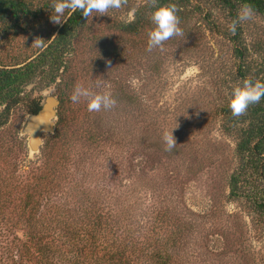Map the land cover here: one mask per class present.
<instances>
[{
  "label": "rangeland",
  "instance_id": "1",
  "mask_svg": "<svg viewBox=\"0 0 264 264\" xmlns=\"http://www.w3.org/2000/svg\"><path fill=\"white\" fill-rule=\"evenodd\" d=\"M133 11L125 4L89 17L74 41L73 89L83 84L109 92L116 105L89 112L87 101L71 102L74 131L96 128L102 141L89 147L76 138L57 186L44 192L38 182L56 154V148L44 151L52 131L42 130L35 144L22 107L0 129V264H43L25 243L26 232L41 228L52 236L54 264H264V215L229 194L238 159L228 107L232 87L244 79L240 63L246 78L264 81V17L254 13L241 25L239 43L193 15L187 36L149 52L154 26L134 35L106 26L107 19H132ZM214 13L228 31L227 12ZM51 14L12 29L0 24V63L32 57L58 26ZM241 46L243 59L234 53ZM56 90V83L27 88L46 106ZM51 113L52 106L43 113L45 125L55 123ZM171 130L177 145L169 152L162 137ZM87 215L100 217L109 231L91 246L86 238L87 250L79 252V239L64 234L84 232Z\"/></svg>",
  "mask_w": 264,
  "mask_h": 264
},
{
  "label": "trees",
  "instance_id": "2",
  "mask_svg": "<svg viewBox=\"0 0 264 264\" xmlns=\"http://www.w3.org/2000/svg\"><path fill=\"white\" fill-rule=\"evenodd\" d=\"M143 1L138 7L133 2ZM54 0H0V24L9 29L22 26L26 20L36 19L40 14L53 13ZM173 3L177 8L179 26L184 36L189 34L188 24L193 15L199 16L207 29L212 33H221L230 40L238 39L240 43L242 24H238L235 33L220 30L221 25L217 21L214 9L218 8L223 13L227 12L230 23L237 18L238 11L245 5L252 6L254 13L264 17V0H126L129 10L133 11L130 20L121 21L115 18L107 19L106 26L112 31L122 35H134L140 31L153 27L150 17L154 7L162 4ZM124 4V5H125ZM65 22L58 25L40 49L30 58L6 65L0 63V129L9 121L12 112L22 107L29 115H35L41 109L39 97H30L27 88L32 84H40L47 87L56 83L55 123L52 133L49 134L44 144L45 154L56 148L42 178L38 179L44 192H48L60 182V176L73 148V142L80 138L89 147H96L102 141L96 128L85 126L74 131V117H70V95L73 91L72 62L74 60V41L80 32L88 28L89 17L85 18L78 10L66 12ZM107 28V29H108ZM224 33V34H223ZM115 56L117 50L107 48ZM245 47H235L234 53L239 59H243ZM244 64L238 66L239 75L245 77ZM88 71V70H86ZM59 79L58 82L56 80ZM234 131L237 133L235 154L238 159V168L233 171L229 180V194L234 199L245 198L250 206L264 215V98L259 103L250 105L247 112L241 117L233 119ZM26 204L30 202L27 195ZM100 217L87 215V226L80 231L65 230L67 239H79V252L86 251L84 240L89 239L90 246L97 241V235L101 237L107 234L106 226H100ZM28 222L35 225L28 219ZM29 225V229H32ZM90 236V237H89ZM52 236L48 230L41 228L29 230L25 233V243L36 247L39 262L54 264L55 252L51 247ZM89 252V250H88ZM78 254L77 256H79ZM14 261V260H13Z\"/></svg>",
  "mask_w": 264,
  "mask_h": 264
},
{
  "label": "clouds",
  "instance_id": "3",
  "mask_svg": "<svg viewBox=\"0 0 264 264\" xmlns=\"http://www.w3.org/2000/svg\"><path fill=\"white\" fill-rule=\"evenodd\" d=\"M155 2V0H154ZM126 0H54L52 5L53 14L50 20L53 24L60 25L65 22L66 12H76L77 10L85 17H93L95 14L109 13V10L120 9ZM254 10L251 5L245 4L237 13V18L228 25V30L235 33L238 24L251 21ZM151 28L147 33V51L162 49L165 42L173 37L184 36L183 30L179 26L177 8L173 3L162 4L154 7L151 17ZM95 87L99 88L97 84ZM264 98V81L253 80L251 77L243 79L232 87L228 107L234 117L243 116L250 105L259 103ZM70 100L72 103H79L81 100L87 101L89 112H99L101 109L109 110L116 105V99L109 92L94 91L92 87L83 84L75 85ZM166 147L165 151H172L176 144L172 130L165 131L162 137Z\"/></svg>",
  "mask_w": 264,
  "mask_h": 264
},
{
  "label": "water",
  "instance_id": "4",
  "mask_svg": "<svg viewBox=\"0 0 264 264\" xmlns=\"http://www.w3.org/2000/svg\"><path fill=\"white\" fill-rule=\"evenodd\" d=\"M55 104L53 102V105H52V113L50 115V116H53V117L55 116V113H54L55 112L54 111ZM44 105H45V103L43 102L41 104V109L39 110V112L37 114H35V115H28L26 117V120H25V123H24V125H26L27 121H29V120L32 122L33 127H28L29 129H27V130H28V132L31 133V137H33L32 139H34L33 142L35 144H39L40 143L39 136H40L42 130L45 131V132L46 131H52L53 130V125H54L53 122L50 119H48L49 124L48 125H45V120L46 119H42V117L44 118L43 113L46 111L45 110L46 108L44 109V107L46 105L45 106ZM41 119L43 120L42 121L43 123L41 122Z\"/></svg>",
  "mask_w": 264,
  "mask_h": 264
},
{
  "label": "flooded vegetation",
  "instance_id": "5",
  "mask_svg": "<svg viewBox=\"0 0 264 264\" xmlns=\"http://www.w3.org/2000/svg\"><path fill=\"white\" fill-rule=\"evenodd\" d=\"M46 100H48V103H50V104L52 103V102H51V100H52V101L54 102V104H55V100H54L53 98L48 97ZM41 104H42V102H41ZM52 105H53V104H52Z\"/></svg>",
  "mask_w": 264,
  "mask_h": 264
},
{
  "label": "bare ground",
  "instance_id": "6",
  "mask_svg": "<svg viewBox=\"0 0 264 264\" xmlns=\"http://www.w3.org/2000/svg\"><path fill=\"white\" fill-rule=\"evenodd\" d=\"M55 103H56V102H55ZM50 106H52V105H50ZM50 106L47 105L45 110H47ZM49 117H50V115H49Z\"/></svg>",
  "mask_w": 264,
  "mask_h": 264
}]
</instances>
